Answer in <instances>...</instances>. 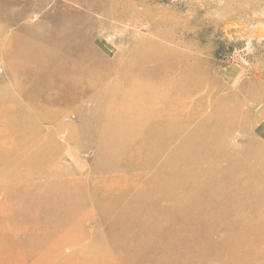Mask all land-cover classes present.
<instances>
[{
    "label": "rangeland",
    "instance_id": "374dc122",
    "mask_svg": "<svg viewBox=\"0 0 264 264\" xmlns=\"http://www.w3.org/2000/svg\"><path fill=\"white\" fill-rule=\"evenodd\" d=\"M58 2L72 5L76 12L88 16L89 20L81 26L82 33L90 35L82 47L95 54L85 62L78 59L83 67L96 63L99 71L79 78L83 81L81 88L87 92L78 94L73 105L61 103L42 111L44 99L33 102L22 97L23 92L37 86L32 80L25 82V76L17 73L15 67L22 61L14 52L13 35L19 34L17 44L24 48L36 46L45 34L42 25L48 23V14L56 10ZM86 2L99 3L104 8L95 12L82 6ZM122 13L126 14L124 18L119 17ZM18 15L25 17L17 20ZM182 56L192 58L202 79L193 98L224 108L225 120L229 115L233 118L237 114L233 110L240 107V117L234 125L226 121L204 130L202 137L195 135L199 121L189 123L185 119L175 132L153 125L142 129L147 139L138 138V126L132 121L142 119V113L154 106L176 112L182 109L177 104L171 108L172 102L164 105L169 99L156 98L161 78L150 75L167 69L163 65ZM125 65L132 66L129 74L125 71L115 78L114 71ZM106 72L108 80L104 77ZM193 83L200 82L193 79ZM173 93L177 99L181 92L177 88ZM149 94H153L152 99L145 101ZM263 96L264 0H0V118L10 116L9 108L22 102L29 112H41L40 121L47 123L53 135L20 151L43 156L25 161L20 168L22 180L43 182L41 194L35 190L37 195H22L17 188L0 197V206H11L2 220L7 226L5 229L2 224L3 235L41 234L46 239L43 243L38 237L5 242L0 254H14V264H46L50 258L58 260L71 255H77L79 264H87L94 256L95 263L97 259H110L109 264H253L264 259V235L258 234L255 240L253 230L261 226L258 232H262L264 216L252 215L248 197L252 198L255 191L246 189V183L264 177V171L260 166L254 167L246 178L237 172L242 159L264 158V136L254 133V127L264 119ZM141 99L145 104L139 111L135 102ZM123 102L131 106L116 109ZM213 106L202 105L206 115ZM115 112L109 120L108 115ZM119 130L117 139L122 141L118 143L111 135H119ZM102 137L105 144L101 153L96 149L101 148ZM213 138L219 147L229 145L230 153L237 159L226 165L232 171L224 185L229 196L219 193L213 211L205 212L210 207L208 202H195V210L189 213L179 211L192 200L188 199L191 189H209L201 183L194 186L191 181H185L178 197L171 193L148 198L131 191L121 197L108 195L111 188L125 181L142 183L146 189L158 185L155 179L143 183L142 174L158 173L164 183L160 188L168 189L174 180L182 178L189 164L202 161L200 169L204 171L209 164L224 165V155H216L212 149L194 150L197 145L211 144ZM10 144L0 140V146ZM141 146L145 149L130 159L126 152ZM157 146L161 149L156 151ZM106 152H115L116 157L108 158ZM13 162L9 158L0 160V172L13 170ZM61 163L71 170L69 175L50 173ZM39 174H45V178L36 177ZM166 207L170 212L166 209L157 213ZM187 223L191 226H182ZM166 224L171 227L163 230ZM84 231L87 236L79 234ZM66 242L68 245L63 244ZM253 242H257L256 247ZM255 250L259 254L253 253Z\"/></svg>",
    "mask_w": 264,
    "mask_h": 264
},
{
    "label": "bare ground",
    "instance_id": "6f19581e",
    "mask_svg": "<svg viewBox=\"0 0 264 264\" xmlns=\"http://www.w3.org/2000/svg\"><path fill=\"white\" fill-rule=\"evenodd\" d=\"M77 1L79 0H75L76 3ZM101 5L102 4L99 3L95 4L94 2L93 3L86 2L82 6L87 7L88 9H92L95 12H101V10L104 8L103 5L102 6ZM55 7L56 10L53 13L48 14L47 17L48 23L42 25L45 34L42 37V39L37 40L36 46H28L24 48V46L17 44V40H18L17 38L19 37V34L15 33L13 35L15 39V41L13 42L14 44L13 46H15L14 52L18 53V56L21 58L22 61L18 67L17 66L15 67L17 73L19 74L21 73L25 76V82L29 83L32 80L33 82H36V86H37L35 90H31V91L26 90L25 92H23L22 97L24 99H27L29 101L31 100L33 102L44 99L45 100L44 103L40 105L41 108H43L42 111H45L44 110L45 107L48 108L49 106L59 105L61 103L73 105L77 101V97L79 96L78 94L83 96L87 92L85 89L81 88L83 81L79 80V78L84 77L86 74H88V72L99 71L98 66L95 65L96 63L95 64L92 63L91 65L86 67H83L84 64L81 63V60L82 62H85V60H88V58H92L93 54H95V52L92 51L91 49L87 50L86 48L82 47L85 44H87L90 35L87 33L83 34L82 30H84V28H82L81 26L82 24L87 22V20H89L88 16L83 13L76 12L74 7H72V5L71 6L65 5L63 3L58 2L55 5ZM43 9L44 8H41V11ZM125 15L126 14L122 13L119 15V17L124 18ZM19 16L20 15H18V18H16L17 20L25 17V15H23L24 17L22 16L19 17ZM172 56H175V54H172ZM78 58H80L81 60H79ZM191 60L192 58H190L189 56H182V58H179L176 62H168L167 64L163 65L162 68H167V69H164L160 72L154 71L152 72L153 74L150 73L151 76H159L161 78V86L159 88L160 90L156 92L158 93V96H156V98L158 99L162 97L165 99H169L170 102L164 105H170L172 102L173 104L170 105L171 108L174 104H177L178 107L182 109L176 112V111H171L166 107L163 108L161 107L160 109H158V107L155 108L154 106L153 109H151V111H148V113L146 114L142 113L143 115L142 119H137V120L134 119L132 121L138 126V128L136 127V132H137L136 136H138V138L147 139L145 138V134L142 132V129H145L153 125H161L160 127L163 128L167 127L168 129H171L172 132H175L178 129V126L181 123V121L185 119H188L187 122L189 123H193L194 120L199 121L200 127L196 130L198 133L195 134L198 137H202L204 135L203 133L204 130H208V128L221 124V122L222 124L229 122L232 125H234V123L237 122L238 117H240V107L237 109V111L235 109L233 110L234 113H237L233 118L231 117V115H229V119L225 120L226 110L224 108L211 104V101L209 100H208L209 104L208 103L203 104L200 103L201 101H203L202 98L200 99L193 98V95L197 94V92L200 90L199 88L202 85L201 84L202 79H200L201 77L197 75L198 69L197 67L194 66ZM131 69H132L131 65H128L127 67L126 65L123 67H119L117 71H114V74L116 76L115 78L121 76L125 71L126 74H129L128 70ZM104 77L107 78L108 80L109 75L107 74V72L104 74ZM193 79H197L198 82L200 83L194 84ZM89 87L92 88V86ZM175 88L180 89L181 92L178 95L177 99L173 97V95H175V93H173L174 90H176ZM46 95L50 97H47ZM152 96L153 94H149L148 99H145V101L152 99ZM253 97L254 96L249 98V100L253 99ZM145 101L141 99L135 102L137 104L136 108H138L139 111L141 110V108H143ZM202 105H207L208 107H212L213 105L214 106L213 109L211 110V113L206 115L205 112L203 111L204 107H202ZM116 106H117L116 109L119 110V107H122V109H124L128 106H131V104L123 102L122 104H120V106L119 104ZM9 109L12 110L11 115L5 118L2 117L0 118V140L1 139L7 140L8 142H12V144H10L9 146H3V145L0 146V160L4 161L9 158L14 162L12 163L13 170H2V172H0V197H2L3 193H7L8 191H12L17 188L20 190V193L22 195L23 193L25 195H30V196L32 194L37 195V193L38 195H40L42 189L44 188L42 185L43 182H41V184H39V181L38 183H36L37 180H34L32 178H31L32 181L22 180L23 171H20V168L25 161L28 162V160L31 159L36 160L43 156L39 152L35 153L34 151H31L30 153V152H20V151L26 149L27 146L35 145L38 142V140L46 139L47 137L48 138L53 137V135L49 133L50 130L48 129V126H46L47 123L44 121H40V119L42 118V115H40L41 112L39 111L29 112L28 108L22 102L20 103L15 102V105ZM143 110L144 109H142V111ZM114 114L116 115V112L108 115L109 120H112ZM217 114L219 115L217 116ZM212 115H214L215 117ZM57 124L63 125L62 122H58ZM118 133L119 135L112 134L111 138H113L115 141H118L119 143L120 141H122V138H120V140L117 138L120 137L121 130H119ZM254 133L255 135H258L257 133H259L260 135L264 136V119L261 120L259 123H257V125L254 127ZM214 140L215 138H213L211 141L212 143L210 142L211 144L208 143V145H197L198 148L195 147L194 150L197 151L199 149H203L207 151L209 149H212L214 154L219 156L224 155L225 157L224 165L221 164L218 166H214L212 164H209V166L206 167L204 171L200 169L201 167H203L202 161L189 164L185 168V173L183 174L182 178L178 180H174L173 185L169 186L168 189H166V187L164 186L163 188H160L163 179L158 173L157 174L150 173V174H146V176L142 174L140 175V177L142 178L143 183L147 184L151 179L152 180L155 179L156 182H158V185L146 189L145 185H143L142 183L137 185L135 183H129L128 181H125L124 183H121L119 187L117 186L116 188H111L109 190L108 195L115 194L116 196L121 197V195L125 191H131L132 194L143 195L148 198L157 197L160 196V194L166 196L171 193H174V196L178 197L182 192V190L184 189L185 181H191V183L194 186L198 183H201L203 184V186H208L209 189H203V188H201V190L191 189L188 193L189 196L188 199L189 201L191 199L192 200L189 202L188 205L184 206V208L181 207L179 211H185L189 213L195 210L193 209L195 207V202L197 204H200L202 202H208L210 207H207L205 209L206 210L205 212L209 213L210 211H213L211 209L212 207L215 206L214 200L217 199L218 194L219 193L226 194L225 191L226 188H224V185H226L225 178L230 177V175L232 174L231 173L232 171L229 172V168H227L226 165L227 163H231V162L233 163L234 161H237L236 157L230 153L231 149L229 145L226 146L224 145L223 147H219L213 142ZM104 144L105 141L102 137V140L99 143V146H101V148L100 149L97 148L96 150L102 153L104 151L102 149ZM66 145L67 144H65L63 148H65ZM120 145L124 146L123 142H121ZM154 148L156 151L161 149V147L159 146ZM120 149L123 150L124 148H120ZM141 149H145V148H143V146L138 147L135 150L132 148L130 150V153L129 152L126 153L130 155V159H133L137 154L136 152ZM8 150L10 151L7 152ZM118 150L119 149H117V151ZM68 151L69 150H67L65 153H68ZM8 153H11V155H8ZM65 153L63 152L62 155L65 156ZM106 154L108 158L114 159L116 157L115 152L114 153L106 152ZM141 160L147 161V159L145 158H141ZM257 166H260L264 171V158L260 161L254 158L252 159L251 157H249L248 159L244 158L242 159L241 164H239L237 168V172L238 174L240 173L243 175L244 178H246L247 176L252 175V169ZM165 168L168 169L169 167L165 166ZM70 171L71 170H69V168L66 165L61 163L56 165L55 169H51L50 173L52 172L53 174L56 173L59 176L61 175L66 176L69 175ZM44 175H41L40 177L39 174V176L36 177L45 178ZM11 177L12 179H10ZM211 177H219V178L215 180H211ZM197 178H199V180H197ZM3 180H5V183H3L4 182ZM46 180L44 182H47ZM56 181L57 180H55L54 182ZM62 181H59V183L62 184ZM71 181L72 179L70 180V182ZM162 184L164 185V183ZM38 185H40V187H38ZM20 186H22V188ZM248 188H251L253 192L255 191L252 198L248 197L250 199L249 206L252 209V215L264 216V177L262 178L255 177L252 182H247L246 189ZM35 190L37 193L35 192ZM226 195L229 196V194ZM233 195L235 196L236 194L234 193ZM168 207H170V204ZM168 207L163 208L162 210L158 209L156 211L158 214H160ZM10 209L11 206L9 204H7L6 206L3 204V206H0V253H1V248L5 242L19 241V240L28 241L34 239V237H38L42 239L41 234H36L38 236L35 235L30 236L28 234L19 235V236L13 234L3 235L2 233L4 232L5 223L3 224L2 220L3 217L5 218L8 215V213H10ZM166 211L170 212L168 209ZM189 224L190 223L183 224L182 226L183 227L191 226ZM170 227L171 226L169 224H166L162 229L167 230ZM260 227L261 226H255L253 229L254 231H256V235L254 237L255 240L258 239L257 238L258 234L261 233L264 235V228L262 232H258V229ZM6 228L7 226H5V229ZM79 234L87 236L86 231L81 232ZM45 239L46 238H43L40 243H43ZM88 242H90V239H88ZM63 244L68 245L67 242ZM253 245L254 247H256L257 242H253ZM68 250L69 249H67L66 252H68ZM255 251L256 252L253 253L259 254L257 250ZM76 256L77 255L75 256L71 255L68 256L67 258L61 257L58 258V260L55 258H50L51 260L49 261V263L46 264H79V262H76V258H75ZM95 258H96L95 256L94 259L89 258L87 264L110 263V259L108 261L107 260L102 261L101 259L100 260L97 259L99 263L98 262L95 263L94 261L96 260ZM0 259L3 262L1 264H11V262L13 263L15 261L14 254L10 253L9 251L2 252V254H0ZM253 264H264V259L256 260L253 262Z\"/></svg>",
    "mask_w": 264,
    "mask_h": 264
}]
</instances>
